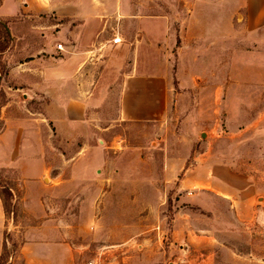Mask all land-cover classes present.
Segmentation results:
<instances>
[{"label": "rangeland", "instance_id": "374dc122", "mask_svg": "<svg viewBox=\"0 0 264 264\" xmlns=\"http://www.w3.org/2000/svg\"><path fill=\"white\" fill-rule=\"evenodd\" d=\"M15 3L0 19L13 40L0 55V264H26L35 242L67 244L75 264H264V45L215 37L217 0ZM130 76L166 90L157 120H119ZM57 97L94 111L58 127L28 114ZM213 175L247 184L239 222L227 203L205 217L193 204L206 187L190 180Z\"/></svg>", "mask_w": 264, "mask_h": 264}, {"label": "crops", "instance_id": "0c3cea01", "mask_svg": "<svg viewBox=\"0 0 264 264\" xmlns=\"http://www.w3.org/2000/svg\"><path fill=\"white\" fill-rule=\"evenodd\" d=\"M217 1L218 3L214 5V11L216 14H218L215 21V27H217V30L214 29L215 37H222L224 41L228 38L231 42L235 41L238 36H249L251 37V41L264 45V0ZM11 3L15 5V9H8V4L12 5ZM15 11H19V7L16 6L15 0H2V4L0 5L1 20L7 21L9 18H12L15 14ZM10 39L12 42L13 40L11 37ZM216 42H220V39H218ZM113 47L117 48L119 46ZM40 76L44 80L47 74L42 72L40 73ZM60 76V73L54 74L55 78H59V82ZM9 78L14 80L13 71H10ZM129 78V81H125L119 94V120L146 122L157 120L165 113L166 108L168 107V96L165 94L166 90L163 87V91H161L158 96L153 82L151 83L148 80L142 81L135 76H130ZM53 83H55V80ZM58 86L59 85L56 84V87ZM22 90V86L17 85V83L5 86L4 92L8 97V101L7 104L2 108L6 114L4 115V119L6 121V129L4 134L9 131V125L7 123L8 111L15 103L13 98L17 96L18 91ZM217 91H219V88ZM21 96L24 97V94L21 93ZM79 99L80 100H77L76 103L72 105H66L63 104L62 97H57L55 98L56 101H54L51 106L47 107L46 115L44 113L39 114L38 112L33 113L30 111H28V114L32 116L31 118L33 120H37L34 118V116L37 118L40 117V119L46 123H52V126L54 127H58V125L63 123L75 124L76 120H74L73 117L85 121L86 115L93 113L94 111L92 109L93 107H90L93 106V103L89 105L86 103L84 98ZM30 172L37 173L38 170L33 168ZM227 178L229 179V184H227L226 181H224L223 178H220L219 176H215L214 179H206L205 177L199 176L193 177L190 180L193 186L200 185L206 187L202 191L203 196L197 197L193 201V204L201 210L205 217V215L208 213L213 214L217 205L222 206L223 204L227 203L230 209V218L234 219L236 222H239L240 217L238 216V212L236 209L235 212L232 209L238 208V206L242 204L241 201L244 198L250 197L249 195L244 194V192L248 189V186H246V183L244 186H241L239 183L237 186L233 185L232 180H240L238 179L239 177L234 176L233 179L232 175H227ZM202 230L203 232L206 231L205 228ZM204 239L205 238H203V240ZM180 247L182 246H178L179 250H185V248H187L183 247V249H180ZM20 250L26 258V264H75L71 247L67 244H51L49 242L26 243L21 246ZM30 253H33L34 256H29ZM239 255L240 254L236 255L237 260H239L236 261V264H242L239 263L242 262V258Z\"/></svg>", "mask_w": 264, "mask_h": 264}, {"label": "trees", "instance_id": "16d2710c", "mask_svg": "<svg viewBox=\"0 0 264 264\" xmlns=\"http://www.w3.org/2000/svg\"><path fill=\"white\" fill-rule=\"evenodd\" d=\"M0 31H1V33L3 35V39H4V42L0 43V55H1L9 48L10 43H11L9 32L7 31L5 24L1 20H0ZM7 195H8V193H7ZM1 198L2 199L5 198L3 193H0V199ZM2 199H1V201H2Z\"/></svg>", "mask_w": 264, "mask_h": 264}, {"label": "built area", "instance_id": "2783aa9c", "mask_svg": "<svg viewBox=\"0 0 264 264\" xmlns=\"http://www.w3.org/2000/svg\"><path fill=\"white\" fill-rule=\"evenodd\" d=\"M121 44H122V39L119 36H116L111 40V45L113 46H120ZM57 48L58 50H62L61 45H58ZM89 264H92V263H89Z\"/></svg>", "mask_w": 264, "mask_h": 264}, {"label": "water", "instance_id": "95a60500", "mask_svg": "<svg viewBox=\"0 0 264 264\" xmlns=\"http://www.w3.org/2000/svg\"><path fill=\"white\" fill-rule=\"evenodd\" d=\"M201 137L204 138V135H202ZM257 201L260 202V201H262V200L258 199ZM180 249H183V247H180ZM172 264H175V262L172 263Z\"/></svg>", "mask_w": 264, "mask_h": 264}]
</instances>
